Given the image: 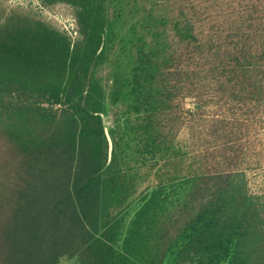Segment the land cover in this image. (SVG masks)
<instances>
[{"label":"trees","instance_id":"16d2710c","mask_svg":"<svg viewBox=\"0 0 264 264\" xmlns=\"http://www.w3.org/2000/svg\"><path fill=\"white\" fill-rule=\"evenodd\" d=\"M37 1L74 34L0 10V264H264V0Z\"/></svg>","mask_w":264,"mask_h":264},{"label":"rangeland","instance_id":"374dc122","mask_svg":"<svg viewBox=\"0 0 264 264\" xmlns=\"http://www.w3.org/2000/svg\"><path fill=\"white\" fill-rule=\"evenodd\" d=\"M13 9L21 10H32L37 11L43 19L50 22L54 26L60 27L68 32H73L74 21L72 16V11L68 6L65 5H56L52 8L42 7L37 0H0V10L10 11ZM99 74L102 75L105 82L109 83L107 69H102L99 71ZM195 103V99L185 98L182 101L184 108L192 109ZM111 110L108 113V117L105 119L106 125L111 124ZM191 134V129L187 124L182 128L180 132V137L182 139L189 140ZM0 155H5V150L3 144L0 142ZM4 157V156H3ZM247 178L249 181L250 190L254 193H259L264 191V163L257 167H251L247 169ZM60 264H75L73 259H68L63 257L60 261Z\"/></svg>","mask_w":264,"mask_h":264}]
</instances>
